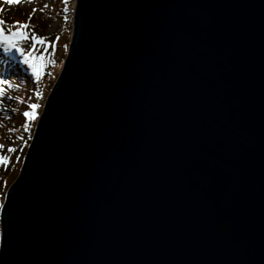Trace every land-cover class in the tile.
Returning a JSON list of instances; mask_svg holds the SVG:
<instances>
[{
  "label": "water",
  "instance_id": "water-1",
  "mask_svg": "<svg viewBox=\"0 0 264 264\" xmlns=\"http://www.w3.org/2000/svg\"><path fill=\"white\" fill-rule=\"evenodd\" d=\"M1 228L0 264H264V0H78Z\"/></svg>",
  "mask_w": 264,
  "mask_h": 264
},
{
  "label": "rangeland",
  "instance_id": "rangeland-1",
  "mask_svg": "<svg viewBox=\"0 0 264 264\" xmlns=\"http://www.w3.org/2000/svg\"><path fill=\"white\" fill-rule=\"evenodd\" d=\"M77 3L78 0H56L54 2L20 0L19 3L0 0V6L9 9V11L12 10L16 13L20 11L21 14L28 11L33 12V14L35 12L28 18L15 19L13 26L0 25L6 33L11 29L12 31L22 30L27 34V40L16 39L14 41L18 47L27 54L32 49L33 36L44 41V43L36 45L33 53L37 57H44L42 61L39 59L32 61V64L35 65V71H33L31 64L23 62V58L15 49L11 51L14 53V57L7 58L6 62H0V146H2L0 147V157L7 158L5 161H0V247L2 241V208L10 187L21 172L36 132L39 116L68 57L75 29ZM35 17L47 19L48 28L41 29L40 23L35 19L36 23L33 21ZM25 24L28 25L27 28L19 29L20 25ZM19 69L30 81L23 82L21 87L14 82L12 89L9 90L6 79H10L12 75L17 77L15 74L18 73ZM19 79L17 78V81ZM32 104H36L37 108L32 109L30 107ZM13 106L15 107L13 108ZM1 108L4 110L2 111ZM25 112L32 115L26 117ZM9 149H15V151H9Z\"/></svg>",
  "mask_w": 264,
  "mask_h": 264
},
{
  "label": "snow or ice",
  "instance_id": "snow-or-ice-1",
  "mask_svg": "<svg viewBox=\"0 0 264 264\" xmlns=\"http://www.w3.org/2000/svg\"><path fill=\"white\" fill-rule=\"evenodd\" d=\"M9 3H19L20 0H8ZM3 21H0V25H3ZM28 25H20L19 29H24L27 28ZM16 39H19L21 41L27 40L28 36L26 33H24L22 30H17V31H12L11 29L8 30V32H5V29L0 26V47H4L5 51H12L13 49H15L23 58V62L25 64H31V66L33 67V71H35V65L32 64V61L39 59V60H43L44 57L43 56H35L33 53L35 52V47L37 44H41L44 43V41L40 40L38 37L33 36L32 37V49L26 54L25 51L17 46V43H15L14 41ZM38 75V73H37ZM30 107L32 109L37 108L36 104H32L30 105ZM24 115L26 117L32 115L29 112H25ZM2 147V146H0ZM9 151H15V149H9ZM7 158L6 157H0V161H5Z\"/></svg>",
  "mask_w": 264,
  "mask_h": 264
},
{
  "label": "trees",
  "instance_id": "trees-1",
  "mask_svg": "<svg viewBox=\"0 0 264 264\" xmlns=\"http://www.w3.org/2000/svg\"><path fill=\"white\" fill-rule=\"evenodd\" d=\"M48 1H50V2H54V1H56V0H48ZM46 6V5H45ZM20 14V15H19ZM34 14H35V12H34ZM33 14V12H31L30 13V11H28V12H25V13H23V14H21L20 13V11H18L17 13L16 12H14V11H12V10H10L9 11V9H6V8H4L3 6H0V21H3L4 23V25L5 24H8V25H11V26H13V22H14V20L15 19H19V18H21V19H24V18H28L29 17V15H34ZM24 16V17H23ZM38 22V23H40V28L42 29V28H48V25H49V23H48V21H46L47 19H44V18H42V17H40V18H37V17H35V18H33V21L36 23V21ZM14 57V54L10 51H5V49H4V47H0V61H4V62H6L7 61V58H9V57ZM15 76H17V77H13V75L10 77V79H7V84H8V89L10 90V89H12V87H13V85H12V83H17V85H19L20 87H21V85L23 84V82H26V81H30L29 79H27V77L26 76H24V72L22 73V72H20V69L18 70V73H16L15 74ZM17 78H20L19 79V81H17ZM10 82V83H9ZM10 101V100H9ZM46 106V105H45ZM15 106H13V108H14ZM12 108V107H11ZM10 108V109H11ZM10 109H7V110H10ZM44 109H45V107L43 108V111L41 112V115L39 116V119H40V117L42 116V114H43V112H44ZM1 110L3 111L4 109L3 108H1ZM13 110H16V109H13ZM17 112H18V110H17ZM22 114V113H21ZM20 114V115H21Z\"/></svg>",
  "mask_w": 264,
  "mask_h": 264
}]
</instances>
